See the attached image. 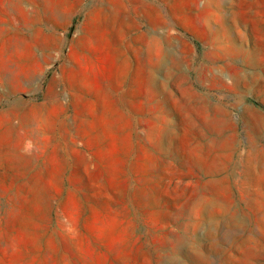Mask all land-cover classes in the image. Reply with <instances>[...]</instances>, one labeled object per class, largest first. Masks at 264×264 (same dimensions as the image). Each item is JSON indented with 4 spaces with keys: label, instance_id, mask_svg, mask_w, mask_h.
<instances>
[{
    "label": "rangeland",
    "instance_id": "rangeland-1",
    "mask_svg": "<svg viewBox=\"0 0 264 264\" xmlns=\"http://www.w3.org/2000/svg\"><path fill=\"white\" fill-rule=\"evenodd\" d=\"M2 167L0 264H264V0H0Z\"/></svg>",
    "mask_w": 264,
    "mask_h": 264
},
{
    "label": "crops",
    "instance_id": "crops-1",
    "mask_svg": "<svg viewBox=\"0 0 264 264\" xmlns=\"http://www.w3.org/2000/svg\"><path fill=\"white\" fill-rule=\"evenodd\" d=\"M103 80L104 81H108V83L106 85H104V89L106 91V94L108 96H111L112 94V91H113V87L111 86V80L114 78L112 75H109V74H106V75H103ZM56 81L55 79H50L48 82H47V85L45 86V96L48 98V100L50 99V95H53L55 94V90H56ZM52 114H54V112L52 111ZM50 115H51V112L50 110L47 111V116L50 118ZM50 154V150H47V155ZM38 157H40V155H38ZM41 160V158H40ZM40 160L38 162V164H40ZM47 166L46 165H43V168H46ZM9 175H11V172H9L7 170V167H2L0 168V183L1 182H5L6 184L8 183V181H2L1 180V176H5V177H8Z\"/></svg>",
    "mask_w": 264,
    "mask_h": 264
}]
</instances>
